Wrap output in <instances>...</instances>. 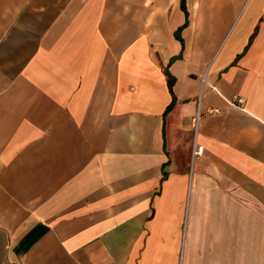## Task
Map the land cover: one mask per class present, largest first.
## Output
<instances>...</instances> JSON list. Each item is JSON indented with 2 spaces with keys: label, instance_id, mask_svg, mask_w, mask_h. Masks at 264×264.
I'll use <instances>...</instances> for the list:
<instances>
[{
  "label": "crops",
  "instance_id": "1",
  "mask_svg": "<svg viewBox=\"0 0 264 264\" xmlns=\"http://www.w3.org/2000/svg\"><path fill=\"white\" fill-rule=\"evenodd\" d=\"M182 1L0 0V264H264V0Z\"/></svg>",
  "mask_w": 264,
  "mask_h": 264
},
{
  "label": "built area",
  "instance_id": "2",
  "mask_svg": "<svg viewBox=\"0 0 264 264\" xmlns=\"http://www.w3.org/2000/svg\"><path fill=\"white\" fill-rule=\"evenodd\" d=\"M242 102V99L241 98H236L235 100H233V104H240ZM199 116V113H198V110L196 111V114H195V119H193V127L195 128L196 126V121H197V118ZM202 152V147L201 146H196L195 147V155H200Z\"/></svg>",
  "mask_w": 264,
  "mask_h": 264
},
{
  "label": "trees",
  "instance_id": "3",
  "mask_svg": "<svg viewBox=\"0 0 264 264\" xmlns=\"http://www.w3.org/2000/svg\"><path fill=\"white\" fill-rule=\"evenodd\" d=\"M180 7H181L182 11L184 12V4H183V1H182V0H181V3H180ZM176 37L178 38L177 35H176ZM166 76H167V88H168V91H169V93H170V88H171V86H172L173 80L171 79L170 76H168V74H166ZM170 107H171V105H169V106L165 109L164 113H166V112L170 109Z\"/></svg>",
  "mask_w": 264,
  "mask_h": 264
}]
</instances>
